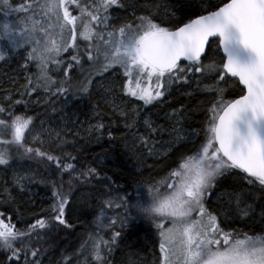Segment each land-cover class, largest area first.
<instances>
[{"label": "snow or ice", "instance_id": "1", "mask_svg": "<svg viewBox=\"0 0 264 264\" xmlns=\"http://www.w3.org/2000/svg\"><path fill=\"white\" fill-rule=\"evenodd\" d=\"M204 3L176 0L170 10L165 6L163 17L154 11L159 5L146 4L131 22L116 24L110 11L126 6L135 9L134 4L92 0L81 7L77 0H25L11 10L17 13L15 22H0V61L20 55L23 67L35 65V82L30 78L21 95L38 94L43 88L48 105L60 97L67 102L73 89L80 95L87 93L93 74L102 77L121 70V91L146 106L156 107L177 84L190 87L195 83L198 90L203 84L204 92L217 97L208 109L201 143L192 155L181 156L163 189L138 185L135 197L126 188L116 189L124 192L123 196L103 189L88 193L93 198L106 197L101 199L96 217L98 231L81 245L89 251L92 264H108L105 249L110 253L125 224L135 219L155 226L160 238L159 264H264V235L245 233L243 239L237 238L234 231L220 227L219 213L207 206L208 198L221 190V208L251 219L252 206L245 199L249 193L244 187L257 188L264 199V0H207V6L201 8ZM71 5L80 8V15L70 11ZM10 14L4 12L3 16ZM78 41L85 42L82 50ZM70 50L76 54L64 60L62 53ZM84 64L89 66L88 77L74 82L72 74ZM50 66L59 68L57 75L62 79L49 75ZM230 81L238 91L226 100L220 86ZM149 112L121 115L132 120L126 127L143 122L150 131H161L159 125L153 127ZM0 117V144L16 146L15 155L0 152V165L9 163L6 157L15 160L18 156L52 162L65 174L67 170L76 172L73 164L61 166V157L24 146L26 133L36 128L33 117L17 115L7 107H0ZM96 176L97 169L88 168L71 181L84 187ZM103 182L107 183V178ZM53 197L49 221L37 219L27 231H19L10 218L6 223L0 213V250L10 253V264H39L40 250L35 246L39 241L32 240L34 229L72 227L65 218L68 195L57 188ZM113 206L117 212L122 210V215L109 220L104 212ZM105 220H109L106 225ZM118 221L121 231H111ZM104 228L111 232L108 239L99 236Z\"/></svg>", "mask_w": 264, "mask_h": 264}, {"label": "trees", "instance_id": "2", "mask_svg": "<svg viewBox=\"0 0 264 264\" xmlns=\"http://www.w3.org/2000/svg\"><path fill=\"white\" fill-rule=\"evenodd\" d=\"M212 2L217 3L218 0ZM88 3H92V0H87ZM127 4H134L135 9L127 6L119 8L116 13L121 16L118 17L119 19H113V23L131 22L134 19L130 15L133 10H138V15H141V10L146 4L159 5L154 11L159 12L163 17L165 6H169L170 10L171 6L176 4V0H134ZM200 6L206 7L207 0ZM12 9H15L13 2L6 4L0 1V19L4 18V12H11L12 18L17 19V13L11 11ZM75 13L80 15V10ZM112 13L113 11L110 12L111 17ZM78 43L82 50L85 42L78 41ZM73 54L76 53L70 50L68 53H62V57L68 60ZM14 57L7 62L0 61V107H7L17 115L33 117L36 129H43L48 124H59V118L63 116L71 120L74 125L72 132L61 131L59 135L47 139L45 130L41 139L30 140L26 137L24 146L40 148L50 155L59 156L61 166L73 164L76 172L67 170L68 174H65L64 171L57 170L54 163L39 158L20 159L17 156L13 160L11 157H6L9 163L0 165V213L4 214L6 223L10 218L11 223L19 231H27L37 219L43 218L46 222L49 221V212L55 202L53 192L59 188L68 195L69 204L65 209V218L72 227L65 229L63 225H57L33 230L32 240L39 241L35 245L40 250L39 264H69V262L92 264L89 251L81 245L88 240L90 234L98 231L96 217L101 207L100 201L106 197L93 198L88 193L93 189H103L110 190L113 196H123L124 192H117L116 189L126 188L127 192L135 197L138 185L145 189L152 185L163 187L169 172L177 167L181 156L192 155L199 146L208 124V109L217 97L204 92L203 84L199 86V90L195 83L190 87L177 84L168 89L170 94L166 93L165 99L156 107L142 104L139 108L130 109L127 100L134 101L135 98L129 97L119 102L122 104L117 105L116 99H122L124 94L113 89L114 85L107 84L104 77L108 74L102 77L93 74V83L89 85V91L83 95L73 89V94L67 102H64V97H60L54 105H48L49 97L45 90L40 88L38 92H45L46 96L32 102L37 97V93L31 96H24L21 93L25 92L30 78L35 82L37 69L30 64L26 68L27 73H22L17 68L13 70ZM50 68L49 75L54 79H62L57 75L59 68L53 66ZM88 74V64H84L83 68L78 66L72 74L74 82L77 79L85 81ZM114 75L118 79L123 77L120 71L114 72ZM205 83L210 82L205 81ZM220 87L225 89L226 100L234 98L233 94L238 91L231 81L228 85ZM7 95V100H4L3 97ZM16 101L21 103L18 104ZM147 109H150L148 114L155 121L153 127L159 125L161 131L152 132L143 122L134 128L126 127L132 123V120L124 119L122 112L130 115L136 112L144 114ZM172 121L176 124L175 127L178 126L176 129L172 127ZM100 125H103V128ZM59 128L57 126L58 130ZM173 129L194 131L196 139L193 143L181 140L173 144V138L168 142L167 140L175 134V131L169 132ZM143 132L148 134V137L140 143L139 150L140 146L136 144L135 136ZM3 139L10 137L4 136ZM37 140L40 143H37ZM144 141H147L146 145ZM157 141H161L160 145L172 146L170 151L162 155L154 153L153 148L156 150V145L153 144L150 148L149 146ZM4 151L15 155L16 146L12 145L9 148L0 144V152ZM71 157L77 159L74 161ZM88 168H96L97 176L87 186L81 187L75 181H71L72 177ZM104 178H107V183L103 182ZM244 191L249 193L245 199L252 206L251 219L242 215L228 214L227 209L221 208L219 199L221 190L208 198L207 206L211 211L219 213L221 226L225 231H234L239 236L245 233L250 236L264 235V217H262L264 199L261 198V192L257 188L250 189L246 186ZM104 215L109 220L115 219L122 215V210L117 212L113 206L112 210L105 209ZM109 220H105L104 224L106 225ZM111 231H121L119 221ZM110 235L111 232L107 228L99 230V236L104 239H108ZM159 240L154 225L143 219H135L125 224L121 237L111 245L110 253L105 249L108 264H157ZM9 255L10 253L0 250V264H10Z\"/></svg>", "mask_w": 264, "mask_h": 264}, {"label": "rangeland", "instance_id": "3", "mask_svg": "<svg viewBox=\"0 0 264 264\" xmlns=\"http://www.w3.org/2000/svg\"><path fill=\"white\" fill-rule=\"evenodd\" d=\"M0 1H3L4 3H10V2H13V6L15 5V9L16 8H18V6L21 4V3H23V2H25V0H0ZM80 1V2H79ZM129 1H131V2H133L134 0H127V2H129ZM77 2H79V4L81 5V7H83L84 5H86L87 4V0H77ZM97 3H99V1L97 0ZM88 4H91V3H88ZM72 10H75V11H79L80 10V8H77L75 5H71L70 6V11H72ZM75 11L73 12V14L74 15H77V13H75ZM116 11H118V10H116ZM116 11H113V13H112V20L113 19H119L118 17L119 16H121V15H119V13L117 14L116 13ZM14 12V11H13ZM111 12V11H110ZM120 12V11H119ZM134 14H135V16H137L138 15V10H133V12H132V14H130L132 17H134ZM13 17V14L11 13L10 14V17H7V18H2V19H0V22H3V21H5V19H7L8 21H10V22H15L17 19H15V17L14 18H12ZM15 19V20H14ZM110 30V29H109ZM14 65L12 66L13 67V70H15L16 68L17 69H20L21 71H22V73H27V69L25 68V67H23V65H24V60L21 58V56L20 55H15V57H14ZM33 65V64H32ZM33 67H35V65H33ZM54 68H55V66H53ZM12 71V70H11ZM121 73H122V75H123V71L121 70L120 71ZM29 74V73H28ZM104 79H106L107 80V84L108 85H111V86H113L114 85V87H113V89H115L116 91H119L120 93H123L122 91H121V88H120V85H121V83L124 81V76L123 77H121V79H118V78H116L115 77V75H114V72H112L111 74H108V75H106L105 77H104ZM100 81L98 80V82L97 83H99ZM124 94V93H123ZM36 98H34L33 99V101L32 102H36L37 101V99H40V98H44L45 96H46V93L45 92H38V94H36ZM129 97L130 96H127L126 94H124V96L122 97V99H116V104L117 105H119V104H122V103H119V102H123V101H125V99H129ZM7 98H8V95L7 96H4L3 97V99L4 100H7ZM112 98H114V100H115V96L112 94ZM127 102L129 103V106H130V109H136V108H139V106L140 105H142L143 104V102L142 101H140V100H138V99H134V101H130V100H127ZM175 123L172 121V127L174 128L175 127ZM57 126H59L60 128H59V130L57 129ZM73 124L71 123V120H69V119H67V118H65L64 116L62 117V118H59V124H55V125H50V124H48L46 127H44L43 129H41V128H39V129H36L35 128V131L34 132H32L31 134H27L26 133V137L28 138V139H30V140H34V139H41L42 138V135H38V133H41V132H44L45 130V135H47V139H49V138H51V137H54V136H57V135H59L60 134V132L61 131H66V132H72L71 130L73 129ZM77 127V126H76ZM178 126H176L175 127V129L177 128ZM145 132V131H144ZM140 133V134H138L137 136H135V141H136V144L138 145V146H140V143L144 140V139H147V135H146V133ZM170 133H174V130H171V131H169ZM190 133H196V132H194V131H190V130H179V129H177L176 131H175V134H173L172 135V137H170V139L169 140H167L168 142H170V140L173 138V144H176V142H178V141H187V142H190V143H193L194 142V140L196 139V135H190ZM174 135H176L175 137H173ZM167 137H168V135H167ZM201 141H202V139H201ZM161 142V141H160ZM160 142H153L150 146H149V148L153 145V144H155L154 146L156 147V150L153 148V152L154 153H157V154H159V155H162V154H164V153H166V152H168V151H170V149H171V147L172 146H170V145H160L161 143ZM201 143V142H200ZM199 143V144H200ZM159 144V145H158ZM164 146V147H163ZM161 147H163V148H161ZM141 149V146H140V148H139V150ZM164 187V186H163ZM163 187H161V189H163ZM210 210V209H209ZM211 211V210H210ZM220 227L222 228V226L220 225ZM237 238H239V239H243V236H239V234H237ZM158 258V261H157V264H159V256L157 257Z\"/></svg>", "mask_w": 264, "mask_h": 264}]
</instances>
